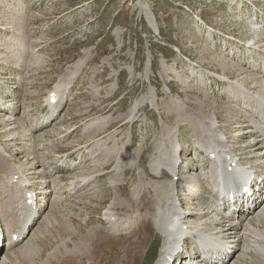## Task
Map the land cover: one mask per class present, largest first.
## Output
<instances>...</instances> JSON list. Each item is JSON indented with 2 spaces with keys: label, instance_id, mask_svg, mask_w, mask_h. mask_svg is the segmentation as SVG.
Listing matches in <instances>:
<instances>
[{
  "label": "rangeland",
  "instance_id": "obj_1",
  "mask_svg": "<svg viewBox=\"0 0 264 264\" xmlns=\"http://www.w3.org/2000/svg\"><path fill=\"white\" fill-rule=\"evenodd\" d=\"M21 2L0 0V142L40 200L49 203L39 210L41 217L30 232L41 238L43 247L33 264L50 253L61 264H122L116 257L127 251L134 236H140V246H133L131 264H150L149 250L161 247L162 240L137 229L127 237L108 235L105 212L116 202L119 219L131 218L125 225L132 228L138 210L142 214L160 195L161 182H174L179 212L190 211L186 216L192 226L211 224L212 212L204 210L203 202L212 196L200 173H206V161L195 155L194 147L200 146L193 128L206 117L227 137L241 172L264 178V159L254 157L260 150L258 134H251L253 112L244 108L264 98L255 97L264 90V0ZM25 10L26 15L20 13ZM87 56L71 80L69 75ZM64 84L71 86L64 97L66 109L52 124L48 98L55 90L64 93ZM238 84L253 92L243 97L247 103L232 93L230 86ZM231 106L237 109L233 112ZM247 110L250 116H245ZM160 138L168 140L162 152ZM171 149L179 158L177 174L151 170L154 160ZM82 176L91 177L88 184L95 180L85 187ZM193 178L197 184L185 185ZM202 186L201 203L187 188L202 194ZM5 192L10 193L3 184L2 197ZM56 197L61 199L51 205ZM6 199L11 206V195ZM254 213L244 218L250 220ZM46 214L51 224L42 236L37 233L46 225ZM63 222L72 229L65 230ZM184 248L175 264L200 261L191 254L192 243ZM226 259H216V264Z\"/></svg>",
  "mask_w": 264,
  "mask_h": 264
},
{
  "label": "bare ground",
  "instance_id": "obj_2",
  "mask_svg": "<svg viewBox=\"0 0 264 264\" xmlns=\"http://www.w3.org/2000/svg\"><path fill=\"white\" fill-rule=\"evenodd\" d=\"M21 1L22 0H19L20 6L22 4ZM142 7L143 9H145L144 5H142ZM20 13H23L25 15L27 14L26 10L20 11ZM88 56L86 57V59L80 61L76 67V70L69 75L71 80L73 77L77 75L78 70L86 63ZM68 85L69 84L63 86L64 87V93H62L63 95L68 89ZM239 85L240 84L230 86L233 95H236L238 93L239 96L242 95V98L247 97V94H245L244 92L245 88ZM259 92L260 94H264V90H259ZM58 93L61 98L62 94L60 92ZM55 97H58V95L55 94ZM242 98H240L239 101L247 103V100L245 98L243 99ZM50 99L51 97L49 98L48 103L50 102ZM249 99L252 100L251 96ZM257 99L258 100H252V103H250L251 105H249L248 107L249 109H251V112L253 113L257 107L260 110L264 109V98H257ZM145 100L146 98H143L140 102H137L131 108L128 116L132 117L139 109L140 103L144 102ZM236 109L237 108L235 106L234 107L231 106V110L233 112ZM232 111H228V112L231 113ZM260 116L261 115L258 116L256 121H253L251 117L250 120L253 124L251 128H253L254 130V131L252 130L251 134L252 133L253 135L258 134L259 137V138L257 137L258 143L256 145H258L257 150L260 151H257L259 153L255 154L254 157H257L259 159H264V124L260 123L259 120ZM213 125H214V120L212 117H206L203 121H200L196 125H193V128L195 130L194 139L195 141H197V143L200 146V149L198 150L202 152L205 151V153H208L210 157L213 154H215V159L214 161H212L213 167L217 163L219 165L222 164L223 167L222 173L224 171L225 177L220 178L218 176L219 168L215 167V169H212L213 172L212 178H213L214 188L225 191L229 188V184H230V181L228 180L229 176L234 175L238 177L243 174L246 175L247 173L245 171L241 172L242 169L239 167V163L237 161V159L240 158L237 157L235 153L228 148L229 146H227L226 144L227 137H225L224 133L221 130H218V128H214ZM163 132H165V128ZM167 142L168 140H166V138H160V141H158V148H160V152H162V146L166 145ZM113 149H116V147H113L108 150H113ZM176 150L178 151V149ZM175 152H176L175 150L172 153L168 152L163 157L160 156V158L158 157V159H155L154 168L153 166H151V170L153 169L155 173H158L160 169H163L161 167L165 166L169 169L170 173L176 174V166L179 162V159L177 160V156ZM231 164H235V168L233 169L232 172H228L227 169ZM240 165L242 167L248 168L246 167V164L242 163V160L240 162ZM0 166H1L0 182L3 183L4 186L9 190L10 193L8 195L9 196L11 195V203H13L10 206L12 209H10L7 214L0 213V243L1 242L5 243L9 250L8 255H5L2 259L0 258V264H10V263L12 264L14 261L16 262L15 264H19L22 262H23L22 264H33L35 257L41 254L43 247H41V245L39 244V241H41L39 239L41 238L40 237L35 238L33 235H31L32 233L30 232L33 231L32 229L36 225L35 223L36 222L38 223L42 213L39 210L37 213H33V212L30 213L26 207H23V205H21L20 210H18L16 206L19 205V203L16 202L15 200H17V198L20 195L23 196L24 198V196H26L28 192L33 193L36 191L34 189L33 192L28 191L27 188L30 186V181L26 178L25 173L21 170L22 167L12 162L11 156L9 155L7 150L2 146L1 142H0ZM248 178L249 177L246 175L245 179ZM82 181L87 184L91 181V177L85 176L83 177ZM226 181H228V184L225 187ZM197 182L198 179L193 178L187 183H185V185L187 184V186H194V184H197ZM233 182L237 183L239 181L236 178H233L232 183ZM256 184H259L258 181L256 182ZM259 186H261L262 189H264V179L261 180V184H259ZM10 188H12V192L10 191ZM14 189H16V192H14ZM157 189L160 195L157 196L156 199H154L153 205L149 207L146 211H144L142 214L140 213L142 211L138 210L137 215L138 217L141 216L142 219L139 220L138 223L135 225V229L137 230L140 231L147 230L148 232H145L144 235L147 236L148 238L152 234V236L157 235L158 239L162 240L159 252L151 264H175L176 262L175 260L179 259V256L184 251L183 249L185 245L188 243V240L190 238H193L194 240H198V241L205 238L210 240L212 244H214L211 247V250L215 252V256H217L216 259H223V258L226 259V257H229V254L233 256L234 253L238 255L241 252V254L238 256L236 254L234 255L232 259L234 261L231 260L230 264H251L249 262L250 261L252 262L253 260H255L256 262L257 261L259 262V260L264 261V206L258 210V208L255 207V204L257 202L253 201L252 204L249 205L250 199H248L247 205L243 204V206H241V203L236 205V210L235 212H233L232 216L241 213L237 219H232V221L226 222V220L223 219L224 217H220L214 214L212 216V219L210 220L211 224L206 222V224H196L192 226L190 220L186 216L188 213H190V211L184 213L179 212L178 208L180 201L178 200V196H177L178 194L176 192L174 182L172 183L168 182V184L166 182H161L159 185H157ZM187 189H194V188H187ZM197 191L199 193V190ZM38 194L39 193L36 192L35 196L40 200ZM257 196H259V193H257ZM60 199H61L60 197L51 199L50 200L51 205H54L55 203L59 202ZM47 205H49V203H47ZM221 205H224V203L220 204V206ZM116 206H117L116 202H113L112 206H110L109 209L105 212V219L110 224L112 229L117 228L118 230L119 229L125 230L124 227L126 220H124L123 218L119 219L118 215L116 214V210H117ZM129 207L134 208V206L133 205L131 206L130 204ZM247 208H251V209L257 208L255 210L254 216L250 220L244 218L245 216L250 218L251 217L250 214L247 215V213L245 212L242 213V211L247 210ZM44 216L43 218L46 222V225L44 226L42 231L38 229L40 230V232L37 233V234H41L42 236L44 235V229L46 228V226L48 224H51L50 223L51 219L47 217V214ZM4 218L9 219V222L4 221ZM41 220L43 219L41 218ZM42 224H44V222ZM62 224L65 230L72 229V226L69 223L63 222ZM26 227H28L27 230ZM14 235L18 236V240L16 242L12 240V237ZM231 235L234 236L231 237ZM139 237L134 236L132 243L128 246V249L126 248L127 251L122 252L121 256L116 257L118 258V260L120 259V261H122V264L132 263L131 261V256H133L132 248L134 245L140 246ZM238 237H240L239 240H237ZM221 242H225L227 244L223 245ZM239 245H242V247L238 248ZM238 249L239 252H236L235 250ZM141 250L142 247H140L137 250V253L141 252ZM83 255L84 253L81 254V256ZM234 258H237L236 261ZM60 259L61 258L53 259L52 253H50L49 256L44 261L41 262V264H61ZM227 259L225 262H220L219 264H227ZM261 262L262 261H260V263ZM197 264H206V263H203L200 259V261L198 260Z\"/></svg>",
  "mask_w": 264,
  "mask_h": 264
}]
</instances>
